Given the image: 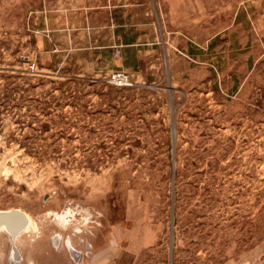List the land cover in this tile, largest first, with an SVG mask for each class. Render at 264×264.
Listing matches in <instances>:
<instances>
[{"label": "rangeland", "instance_id": "1", "mask_svg": "<svg viewBox=\"0 0 264 264\" xmlns=\"http://www.w3.org/2000/svg\"><path fill=\"white\" fill-rule=\"evenodd\" d=\"M123 3L140 45L105 65L101 33L0 1V210L36 224L15 264H264V0L200 1L194 23Z\"/></svg>", "mask_w": 264, "mask_h": 264}, {"label": "crops", "instance_id": "2", "mask_svg": "<svg viewBox=\"0 0 264 264\" xmlns=\"http://www.w3.org/2000/svg\"><path fill=\"white\" fill-rule=\"evenodd\" d=\"M1 2L12 3L16 9L20 3L30 1L28 6V19H32L33 25L41 24L42 32L57 31L62 25H66L67 29L82 30L89 33H101L100 36H90L93 44L90 49L96 53V58L101 64L111 65L114 61V49L116 46L122 48L124 52L126 48L135 47L138 34L132 30L141 26L133 23L132 16L129 14L131 3H123L116 5L115 0H0ZM22 1V2H21ZM204 2V0H155L157 5L164 4L167 8L170 19L176 23H194L196 17H199L201 11L195 3ZM203 6V4H202ZM158 16V6L155 7ZM196 11V12H195ZM72 15L75 21L70 20ZM202 15L199 19H203ZM39 21V22H38ZM150 30L156 33L155 23H148ZM154 26V28L152 27ZM64 27V26H63ZM62 27V28H63ZM28 30L29 27H28ZM102 32L104 34H102ZM153 33V32H152ZM161 36L162 32H161ZM161 40L156 35L155 41L151 45L159 46ZM139 40V39H138ZM133 69L137 70L138 65L133 64Z\"/></svg>", "mask_w": 264, "mask_h": 264}, {"label": "water", "instance_id": "3", "mask_svg": "<svg viewBox=\"0 0 264 264\" xmlns=\"http://www.w3.org/2000/svg\"><path fill=\"white\" fill-rule=\"evenodd\" d=\"M27 224V218L25 214L19 210H13L10 212H0V227L5 226L11 235V238H15L16 235L25 228ZM13 248V246H11ZM75 259H78L77 252L70 250ZM15 253H18L15 249ZM19 258V255H17ZM20 260V259H18Z\"/></svg>", "mask_w": 264, "mask_h": 264}, {"label": "bare ground", "instance_id": "4", "mask_svg": "<svg viewBox=\"0 0 264 264\" xmlns=\"http://www.w3.org/2000/svg\"><path fill=\"white\" fill-rule=\"evenodd\" d=\"M19 210V209H18ZM10 211H13V210H0V212H10ZM19 211H21V212H23L24 214H25V216H26V218H27V224H26V226H25V228L24 229H22V231L21 232H19L17 235H16V237L13 239V238H11V235H10V233L8 232V230L5 228V226H1L0 227V232H4L6 235H7V237L10 239V241L12 242V246H13V248H11V251H10V255H9V261L10 262H12V263H16L17 261H18V259H20L22 256H21V254H20V252H19V249H18V241H19V239H20V237L23 235V234H25L26 232H28L29 230H30V228H32V227H35V225L36 224H34V222H33V220H32V218H31V216L28 214V213H26V212H24V211H22V210H19ZM67 220H65L64 218L63 219H61V222L62 223H64V222H66ZM59 240V239H58ZM58 243V242H57ZM59 243H60V241H59ZM59 245V244H58ZM69 248H70V250H73V248H71L70 246H69ZM15 249L17 250V252L18 253H15ZM79 253V252H78ZM17 255H19V258H17ZM79 255V254H78ZM79 257V256H78ZM8 259V258H7ZM0 261H1V259H0Z\"/></svg>", "mask_w": 264, "mask_h": 264}, {"label": "built area", "instance_id": "5", "mask_svg": "<svg viewBox=\"0 0 264 264\" xmlns=\"http://www.w3.org/2000/svg\"><path fill=\"white\" fill-rule=\"evenodd\" d=\"M30 68L34 71L36 68L35 63H32ZM108 83L116 87L129 86L131 85V75L124 70L113 71L110 75Z\"/></svg>", "mask_w": 264, "mask_h": 264}]
</instances>
